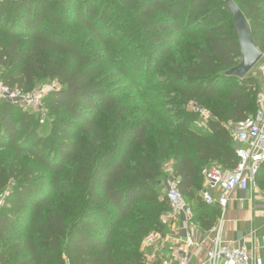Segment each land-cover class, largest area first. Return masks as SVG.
Wrapping results in <instances>:
<instances>
[{
    "label": "trees",
    "instance_id": "trees-1",
    "mask_svg": "<svg viewBox=\"0 0 264 264\" xmlns=\"http://www.w3.org/2000/svg\"><path fill=\"white\" fill-rule=\"evenodd\" d=\"M231 1L264 60V0ZM240 60L224 0H0V82L60 85L43 124L0 101V264H145L170 211L165 162L210 229L201 171L235 167L227 123L258 109L257 78L226 74Z\"/></svg>",
    "mask_w": 264,
    "mask_h": 264
},
{
    "label": "built area",
    "instance_id": "built-area-1",
    "mask_svg": "<svg viewBox=\"0 0 264 264\" xmlns=\"http://www.w3.org/2000/svg\"><path fill=\"white\" fill-rule=\"evenodd\" d=\"M258 70L263 77V82L257 94L258 109L255 116L245 121V124L240 128L227 126L229 135L236 144L235 156L237 163L235 167L227 169L212 164L204 167L201 171L204 187L200 193L206 204H213L217 201L221 207H224L227 194L233 189L245 190L249 181L254 178L264 162V60L258 65ZM42 86L44 85H37L32 91L24 93L16 88H9L0 82V101L8 102L25 111L38 112L40 114L39 123L43 124L46 113L42 108V98L47 92L58 90L60 85L54 86L52 83H47L46 86L48 87L45 90H41ZM192 110L202 118L205 127L206 122L211 117L208 110L196 105H192ZM168 175L171 178L166 180L167 188L164 193L170 206V213L165 215L167 219L179 212L189 211L184 197L178 190V181L173 178L172 173ZM214 189H218L220 192L218 199H215L212 195ZM1 197L0 195V207L3 203ZM161 242V234L157 231H151L143 238L141 248H152L157 251L158 246H161ZM195 246L194 239L187 238L178 247L184 255L180 264H186L187 257ZM207 262L208 264H261L254 262L244 247H231L221 244L219 234L215 236L210 248L207 250Z\"/></svg>",
    "mask_w": 264,
    "mask_h": 264
},
{
    "label": "crops",
    "instance_id": "crops-1",
    "mask_svg": "<svg viewBox=\"0 0 264 264\" xmlns=\"http://www.w3.org/2000/svg\"><path fill=\"white\" fill-rule=\"evenodd\" d=\"M251 76L257 78L260 87L263 77L258 68ZM244 124L245 122H228L227 126L240 128ZM168 178H171L170 175H166L160 184L163 194L167 188ZM173 178L178 181L177 178ZM202 183L203 188V177ZM199 195L201 197V193ZM212 195L218 199L219 190L214 189ZM206 205L215 207L218 211L216 221L210 229L202 228L199 220L195 219V204L190 206L187 203L188 212L186 210L179 212L168 219L165 215L170 211L167 212L163 218L165 229L163 234L160 233L161 246H158L157 251L151 249L150 257L147 255L144 260L145 264H180L184 255L178 247L187 238L194 239L196 246L189 253L186 264H208L207 250L217 234L221 238V244L244 247L254 262L264 264V190L255 183L254 178L249 181L245 190H231L227 194L224 207H221L217 201Z\"/></svg>",
    "mask_w": 264,
    "mask_h": 264
},
{
    "label": "water",
    "instance_id": "water-1",
    "mask_svg": "<svg viewBox=\"0 0 264 264\" xmlns=\"http://www.w3.org/2000/svg\"><path fill=\"white\" fill-rule=\"evenodd\" d=\"M224 3L233 18L241 56L240 63L230 68L226 74L243 78L262 58V54L252 40L249 24L242 11L231 0H224Z\"/></svg>",
    "mask_w": 264,
    "mask_h": 264
},
{
    "label": "rangeland",
    "instance_id": "rangeland-1",
    "mask_svg": "<svg viewBox=\"0 0 264 264\" xmlns=\"http://www.w3.org/2000/svg\"><path fill=\"white\" fill-rule=\"evenodd\" d=\"M262 62V58L257 62V64H255V66L248 72V75H252V73L253 72H256L257 71V68H258V65L260 64ZM54 86H58V84H57V82H55V81H53V82H51ZM46 84H47V82L46 83H44L43 85L44 86H42L43 88L41 89V90H45L48 86H46ZM38 85H40V84H38ZM37 86V85H36ZM35 86V87H36ZM34 87V88H35ZM33 88V89H34ZM190 104H192V105H194L193 104V102H190L189 104H188V109L189 110H191L192 112H194L193 110H192V105H190ZM202 109H205V110H207L206 108H204V107H201ZM30 112H35V111H30ZM209 112V111H208ZM46 113V112H45ZM201 126H203V120H202V118L200 117V116H198V121H197ZM163 169H164V172H165V176L166 175H168L169 173H172V171H171V163L170 162H165L164 164H163ZM168 177V176H167ZM160 189L161 190H163V188L162 187H160ZM6 192V191H5ZM5 192H3V193H1L0 195L2 196L1 197V200L3 201L4 200V197H5ZM160 197L161 198H163V199H166L165 198V196H164V194H163V192L161 191V195H160ZM166 214V213H165ZM165 214H163L161 217V221H162V223L164 224V221H163V218H164V215ZM144 238V237H143ZM143 238H142V240H143ZM142 240H141V242H142ZM141 242H140V250H141V252H142V254H143V256H144V258L146 259V256L147 257H150V252H151V249L152 248H147L146 250L145 249H142L141 248Z\"/></svg>",
    "mask_w": 264,
    "mask_h": 264
}]
</instances>
